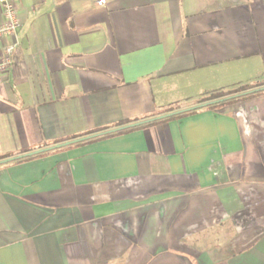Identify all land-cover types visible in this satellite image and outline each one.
Returning a JSON list of instances; mask_svg holds the SVG:
<instances>
[{
	"label": "crops",
	"instance_id": "crops-1",
	"mask_svg": "<svg viewBox=\"0 0 264 264\" xmlns=\"http://www.w3.org/2000/svg\"><path fill=\"white\" fill-rule=\"evenodd\" d=\"M98 1H17L0 160L264 87V0ZM0 264H264V91L0 165Z\"/></svg>",
	"mask_w": 264,
	"mask_h": 264
},
{
	"label": "built area",
	"instance_id": "built-area-1",
	"mask_svg": "<svg viewBox=\"0 0 264 264\" xmlns=\"http://www.w3.org/2000/svg\"><path fill=\"white\" fill-rule=\"evenodd\" d=\"M18 0H0V84L4 75L12 64V56L16 50L15 41L4 45L5 39H12L20 28L17 17L16 3ZM105 0H99L98 4H104Z\"/></svg>",
	"mask_w": 264,
	"mask_h": 264
},
{
	"label": "water",
	"instance_id": "water-1",
	"mask_svg": "<svg viewBox=\"0 0 264 264\" xmlns=\"http://www.w3.org/2000/svg\"><path fill=\"white\" fill-rule=\"evenodd\" d=\"M260 91H264V87L258 88V89H255V90L246 91V92H243V93H240V94H235V95H232V96H228V97H225V98H222V99H219V100H214V101L206 102V103H203V104H198V105H195V106H192V107H189V108L177 110V111H174V112H171V113H168V114H163V115L157 116L155 118H151V119L144 120V121H141V122H137V123H134V124H129V125H126V126H121V127L114 128V129L108 130V131H104V132H101V133H98V134L85 136V137L78 138V139H75V140H71L69 142L58 144V145H55V146H52V147H49V148H44V149H41V150H36V151H33V152L22 154V155H19V156H16V157L0 160V165L6 164V163H9V162H12V161L24 159V158H27V157H32V156H35V155H39V154H42V153H45V152H48V151H52V150L59 149V148H62V147H66V146H69V145H73V144H76V143H80V142L86 141L88 139H93V138H96V137H100V136L116 133V132H119V131H123L125 129L137 127L139 125L147 124V123H150V122H153V121L166 119V118H169L171 116H175V115H179V114H182V113H186L188 111H193L195 109H199V108H202V107L216 105L218 103H222V102H225V101H229L231 99L239 98L241 96H246V95L257 93V92H260Z\"/></svg>",
	"mask_w": 264,
	"mask_h": 264
},
{
	"label": "trees",
	"instance_id": "trees-1",
	"mask_svg": "<svg viewBox=\"0 0 264 264\" xmlns=\"http://www.w3.org/2000/svg\"><path fill=\"white\" fill-rule=\"evenodd\" d=\"M258 87H260V86H258ZM251 89H253V88L252 87H239V88H236L234 90L232 89V90L226 91V92H222V91L221 92H215V93L210 94L209 96H207L205 99L201 100V102H199V104H203V103L214 101V100H219V99H222V98H225V97H228V96H232V95H235V94H240V93H243V92L251 90ZM237 99H239V98L231 99V100L225 101V102H232V101L237 100ZM209 107L210 106L202 107V108H209ZM195 110H197V109H195ZM193 111H188L187 113H190V112H193ZM169 113H171V112H169ZM183 114H185V113H182V114H179V115H175V116H171V117H178V116H181ZM128 130H130V128L129 129H125L123 131L116 132V133L104 135V137L115 135V134H119V133H122V132H125V131H128ZM27 158H29V157H27ZM27 158H25V159H27ZM22 160H24V159H20V160H16V161L19 162V161H22Z\"/></svg>",
	"mask_w": 264,
	"mask_h": 264
},
{
	"label": "rangeland",
	"instance_id": "rangeland-1",
	"mask_svg": "<svg viewBox=\"0 0 264 264\" xmlns=\"http://www.w3.org/2000/svg\"><path fill=\"white\" fill-rule=\"evenodd\" d=\"M168 114V113H167Z\"/></svg>",
	"mask_w": 264,
	"mask_h": 264
}]
</instances>
